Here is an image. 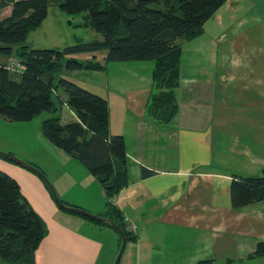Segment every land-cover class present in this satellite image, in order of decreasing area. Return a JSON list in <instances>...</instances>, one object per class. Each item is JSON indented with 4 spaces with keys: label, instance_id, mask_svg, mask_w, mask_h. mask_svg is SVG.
<instances>
[{
    "label": "crops",
    "instance_id": "obj_1",
    "mask_svg": "<svg viewBox=\"0 0 264 264\" xmlns=\"http://www.w3.org/2000/svg\"><path fill=\"white\" fill-rule=\"evenodd\" d=\"M10 12L11 5L1 8L0 20ZM73 25L89 28L82 19ZM178 43L176 109L165 121V111L151 107L153 96L166 92L156 86L154 60L106 62L105 51L80 53L71 57L103 68L65 74L106 100L110 132L124 137L128 185L112 202L135 239L126 240L119 264H264V256L250 257L264 241V201L238 209L230 203L232 179L264 169V0H225L201 34ZM13 58L1 55L0 61ZM63 106L69 120L77 119ZM8 122L0 118V124ZM5 136L0 132V149L18 151ZM47 142L41 148L54 169L44 173L59 198L106 215L107 197L98 180ZM128 159L137 168L132 175ZM142 166L154 173L142 177ZM0 171L16 181L45 225L35 264H113L120 246L116 231L58 207L30 170L0 157ZM0 264L8 263L0 259Z\"/></svg>",
    "mask_w": 264,
    "mask_h": 264
},
{
    "label": "trees",
    "instance_id": "obj_2",
    "mask_svg": "<svg viewBox=\"0 0 264 264\" xmlns=\"http://www.w3.org/2000/svg\"><path fill=\"white\" fill-rule=\"evenodd\" d=\"M224 1L0 0V9L11 5L10 14L0 20V56L11 55L13 46L20 44L14 58L22 67L20 73H14L8 69L9 63L0 61V118L26 122L48 112L50 115L41 122V133L98 180L107 197L106 215L102 216L116 223L126 240H134L135 235L112 202L128 185L124 138L110 132L106 100L65 75L73 70H99L103 66L71 56L105 51L106 62L154 60L156 86L166 92L153 96V108L165 111L164 121L168 120L176 109L173 89L180 68L178 40L201 34L204 23ZM52 7L71 16L83 14V24L99 33L101 40L77 38L74 44L62 48L30 47L25 43L28 34L40 26ZM12 73L18 79L12 78ZM58 89L65 94L64 100ZM63 104L77 119L60 122ZM153 173L141 167L142 177ZM262 200L264 169L256 176L232 179L233 209ZM45 231L42 219L22 198L16 181L0 171V259L8 264H35L34 253ZM257 256H264V241L258 242L250 255Z\"/></svg>",
    "mask_w": 264,
    "mask_h": 264
},
{
    "label": "rangeland",
    "instance_id": "obj_3",
    "mask_svg": "<svg viewBox=\"0 0 264 264\" xmlns=\"http://www.w3.org/2000/svg\"><path fill=\"white\" fill-rule=\"evenodd\" d=\"M57 12L54 11V9H50L46 15V17L42 20L40 26L36 28L35 30H32L26 39V44H28L30 47L34 48H62L63 46L67 44H74L75 40L77 38H81L84 41L92 40V34L89 31L94 32L90 28H84L73 25L74 22H80L81 21V14L80 15H67L60 13L58 10ZM69 22V23H68ZM73 22V24H71ZM20 44H17L13 46V50L11 55L14 57L15 54L19 51ZM152 63V61H150ZM108 77H107V83L111 84L110 74L111 70L108 66ZM12 78L18 79V75L12 73ZM128 81V80H127ZM131 81V80H129ZM59 94H63L62 89H58ZM156 100V99H155ZM154 99L151 101V107L153 109L154 105ZM61 119L60 122L66 123L70 119L69 112L67 108H65L63 105H61V108L59 110ZM50 114L48 112H43L40 115L34 117L30 121H26L23 123L26 124H0V132L6 137L10 138L12 140V143L15 145L16 150L18 151H5L0 149L1 152L10 153L17 158L24 160L36 167H38L43 173L47 172L49 168L54 169V167L49 164L48 159L43 155V148L45 149L46 143H48L43 134L41 133V123L40 120L42 118H47ZM3 123V122H2ZM11 125V126H10ZM124 138V137H123ZM128 138V148L130 147V136ZM53 145V144H52ZM51 147H55L56 151L60 150L63 151L61 148L53 145ZM126 148V146H125ZM58 149V150H57ZM130 150V148H129ZM64 152V151H63ZM127 153V151H126ZM41 154L43 155L42 158ZM21 156H28L21 157ZM52 157L58 162L60 165H65L64 159L59 157L58 155L52 154ZM3 159H6L7 161H10L7 158L2 157ZM25 158V159H24ZM127 154H126V161H127ZM130 158V157H129ZM47 159V160H46ZM78 161V160H76ZM129 161V170L130 175L136 171V166L132 164L131 160ZM12 162V161H11ZM77 163H80L79 161ZM79 165H82L81 163ZM83 167V166H81ZM51 171V169H50ZM44 173V174H45ZM46 175V174H45ZM48 178V177H47ZM49 179V178H48ZM50 181V180H49ZM51 183V181H50ZM52 184V183H51ZM53 186V184H52ZM54 187V186H53ZM55 188V187H54ZM56 191V190H55ZM57 192V191H56ZM58 195V193H57ZM59 197V196H58ZM62 200V199H61ZM64 200V199H63ZM69 206H74L68 203ZM76 207V206H75ZM80 208V207H77ZM83 209V208H81ZM85 210V209H83ZM88 211V210H86ZM90 212V211H88ZM95 215H99L93 212H90ZM127 226V225H126ZM131 231V230H130ZM118 252V251H117ZM117 255V253H116ZM116 257V256H115ZM115 260V259H114Z\"/></svg>",
    "mask_w": 264,
    "mask_h": 264
},
{
    "label": "water",
    "instance_id": "obj_4",
    "mask_svg": "<svg viewBox=\"0 0 264 264\" xmlns=\"http://www.w3.org/2000/svg\"><path fill=\"white\" fill-rule=\"evenodd\" d=\"M0 157L7 158L10 161L30 170L31 172L36 174L38 177H40V179H42V181L44 182V184L48 188V191H49L52 199L57 204V206L60 207L61 209L72 212V213H76V214L84 216V217H87V218L92 219L94 221H97L99 223H103V224L109 226L110 228H112L113 230H115L116 233L118 234L119 238H120V246H119V249H118V252H117V255L115 257L113 264H119L120 258L122 256V253H123L124 248H125L126 238H125L124 231L116 223H114L112 220H110V219H108L102 215H95V214H92V213H90L86 210H83L81 208H77L75 206H69V205L65 204L58 197L54 187L50 183L47 176L38 167L33 166L32 164H30L24 160H21V159L17 158L16 156H14L10 153L0 151Z\"/></svg>",
    "mask_w": 264,
    "mask_h": 264
},
{
    "label": "built area",
    "instance_id": "obj_5",
    "mask_svg": "<svg viewBox=\"0 0 264 264\" xmlns=\"http://www.w3.org/2000/svg\"><path fill=\"white\" fill-rule=\"evenodd\" d=\"M7 66H8V69L14 73H20L22 69V67L20 66L16 58H13ZM128 229L133 230V227H128Z\"/></svg>",
    "mask_w": 264,
    "mask_h": 264
}]
</instances>
